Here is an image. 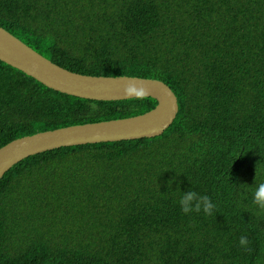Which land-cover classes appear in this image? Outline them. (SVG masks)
Returning <instances> with one entry per match:
<instances>
[{
    "label": "trees",
    "instance_id": "obj_1",
    "mask_svg": "<svg viewBox=\"0 0 264 264\" xmlns=\"http://www.w3.org/2000/svg\"><path fill=\"white\" fill-rule=\"evenodd\" d=\"M0 25L68 70L160 79L178 105L158 135L12 165L0 264H264V0H0ZM155 104L62 93L0 60V146ZM189 189L211 214L180 211Z\"/></svg>",
    "mask_w": 264,
    "mask_h": 264
},
{
    "label": "water",
    "instance_id": "obj_2",
    "mask_svg": "<svg viewBox=\"0 0 264 264\" xmlns=\"http://www.w3.org/2000/svg\"><path fill=\"white\" fill-rule=\"evenodd\" d=\"M0 60L62 93L94 100L134 98L124 95L127 85L142 86L143 97L156 104L141 113L37 131L0 146V177L23 158L60 146L114 141L160 134L174 119V92L160 79L132 75H91L68 70L46 58L0 25Z\"/></svg>",
    "mask_w": 264,
    "mask_h": 264
},
{
    "label": "clouds",
    "instance_id": "obj_3",
    "mask_svg": "<svg viewBox=\"0 0 264 264\" xmlns=\"http://www.w3.org/2000/svg\"><path fill=\"white\" fill-rule=\"evenodd\" d=\"M123 92L126 96H135L137 98H142L145 95V90L142 86L134 87L130 84L124 87ZM252 202L256 205L258 210L264 211V182H260L255 186L252 192ZM177 203L180 206V211L185 214L202 211L207 215L211 214L214 208V204L207 195H201L191 189L186 192H179ZM238 243L241 247H246L248 240L245 236H241Z\"/></svg>",
    "mask_w": 264,
    "mask_h": 264
}]
</instances>
